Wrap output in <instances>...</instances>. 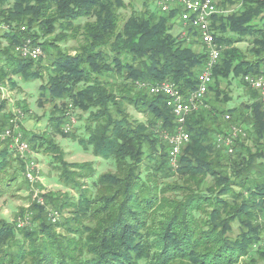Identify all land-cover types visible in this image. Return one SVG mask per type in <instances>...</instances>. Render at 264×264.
I'll use <instances>...</instances> for the list:
<instances>
[{
	"label": "trees",
	"instance_id": "obj_1",
	"mask_svg": "<svg viewBox=\"0 0 264 264\" xmlns=\"http://www.w3.org/2000/svg\"><path fill=\"white\" fill-rule=\"evenodd\" d=\"M216 2L239 6L213 18L221 56L173 166L167 137L177 133L176 117L149 86L170 81L187 95L208 60L198 31L173 23L180 7L162 13L144 0L124 15L125 0H0V83L10 91L16 75L46 79L41 102L52 103L56 132L113 164L98 174L95 161L70 162L53 136L23 133L20 124L32 156L50 155L59 183L77 196L40 191L15 222L0 214V264H264V110L244 81L264 74V23L256 22L264 1ZM247 38L250 47L240 48ZM27 40L42 47L38 60L16 54ZM233 80L247 101L226 107L231 96L221 85ZM6 105L2 98L0 114ZM17 105L28 112L24 100ZM13 111L0 119L1 132ZM79 113L83 135L72 132ZM218 136L232 138L233 152ZM2 143L0 199L22 185L34 192L26 161Z\"/></svg>",
	"mask_w": 264,
	"mask_h": 264
},
{
	"label": "built area",
	"instance_id": "obj_2",
	"mask_svg": "<svg viewBox=\"0 0 264 264\" xmlns=\"http://www.w3.org/2000/svg\"><path fill=\"white\" fill-rule=\"evenodd\" d=\"M158 6L162 13H168L172 9L180 7L181 12L179 19L184 27L191 26L198 31L200 41L206 46L208 53L207 63L199 74L198 87L189 94H183L178 86L170 81H164L152 86H149L151 94H163L167 97V106L173 111L177 121V133L174 136L167 137L170 144V163L173 166L177 165L178 157L183 146L189 141L190 137L186 132L185 124L188 117L195 111L199 110L203 99L206 96L209 86L213 81V69L217 65L221 56V47L216 43L214 33L212 31V21L215 15L227 12L219 8L216 0H152ZM264 1V0H263ZM24 30V28H22ZM15 52L18 56L25 59L38 60L43 55L41 46L33 44L31 40L25 41L23 44L15 47ZM247 85L257 90L260 96L262 108L264 110V74L262 75H247L244 78ZM0 94L5 97L9 95L7 85L0 83ZM3 97V98H4ZM13 116L9 119V125L2 132L0 131V142H8L10 146L16 150V154L21 159L26 161L24 172L25 178L34 186L38 182L39 165L32 156L30 144L23 139L20 129V118L23 116L21 110H14ZM230 116L227 115L226 119ZM70 126L67 127V130ZM241 132L237 128H232L233 136ZM219 144L224 143L229 147V152H233L231 137L218 136ZM35 192V197L38 195ZM42 203V199L39 200ZM57 212H50V216L54 218ZM29 223L28 216L24 219L20 218L17 221V226L23 227Z\"/></svg>",
	"mask_w": 264,
	"mask_h": 264
},
{
	"label": "rangeland",
	"instance_id": "obj_3",
	"mask_svg": "<svg viewBox=\"0 0 264 264\" xmlns=\"http://www.w3.org/2000/svg\"><path fill=\"white\" fill-rule=\"evenodd\" d=\"M128 4L129 8L125 10L124 15H129L131 12L130 2H132L133 6L136 9H142V3L144 0H125ZM239 4L234 6H219L222 10H227L228 12H232L237 9ZM178 25V20L173 21ZM258 24H263L264 19L256 20ZM176 25V26H177ZM179 27V26H178ZM173 31H176L174 28ZM3 33L2 28H0V34ZM251 44V38H247L244 42L238 44V46L242 49L249 48ZM71 43H61V46L65 49H68L70 52L72 50L69 49ZM47 58L46 54L43 56ZM13 80L16 82L15 87L9 88V95H5L4 99L7 101L6 110L2 114H0V119L5 116V113L9 114L13 110H21L17 103L19 101L24 100L28 107V112L24 113L20 118V124L24 132H37V133H47L54 137L55 141L60 144L64 152L66 153V160L70 162H82V161H95L96 162V170L97 173H101L107 170L113 169L112 162H105L99 158H96L91 152L85 151L79 143L73 141L71 138H66L56 132L54 125L51 123L50 118L53 115L52 110L53 106L50 101L45 99L41 102V94H43V90L41 89V84L46 81L35 79V80H27L22 75H16ZM222 88H225L229 91L231 96V101L226 105V107L239 106L241 103L247 101V92L245 87L238 82L237 80H233L230 85H227L226 82L222 83ZM8 87V86H7ZM0 95V101L3 98ZM131 113L134 115V110L131 109ZM137 118L140 120H145V117L141 115L135 114ZM79 118L77 122L74 124L72 128V132H76L78 135L84 134V122H85V114H78ZM65 126V125H64ZM63 126V127H64ZM6 143L0 142V148H3ZM34 160L39 165V173H38V182L33 186L34 192L31 191V188H28V185H22V189L17 191L15 197H6L0 199V214L4 218L9 221L15 222L19 216V213L22 209H28L29 204L33 198L36 199L35 192L36 190L45 192H68L71 197L75 198L77 194H74L71 190L63 187L59 183L58 171L55 169V164L52 161V157L50 155H44L41 153H33ZM24 180V178H23ZM75 196V197H74Z\"/></svg>",
	"mask_w": 264,
	"mask_h": 264
},
{
	"label": "crops",
	"instance_id": "obj_4",
	"mask_svg": "<svg viewBox=\"0 0 264 264\" xmlns=\"http://www.w3.org/2000/svg\"><path fill=\"white\" fill-rule=\"evenodd\" d=\"M178 26L182 27V26H181L180 19H178Z\"/></svg>",
	"mask_w": 264,
	"mask_h": 264
}]
</instances>
